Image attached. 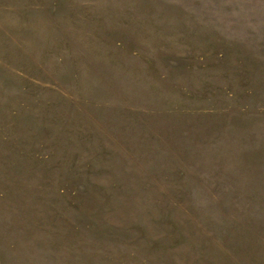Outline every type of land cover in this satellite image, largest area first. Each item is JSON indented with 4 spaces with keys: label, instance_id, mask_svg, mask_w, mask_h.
<instances>
[{
    "label": "rangeland",
    "instance_id": "obj_1",
    "mask_svg": "<svg viewBox=\"0 0 264 264\" xmlns=\"http://www.w3.org/2000/svg\"><path fill=\"white\" fill-rule=\"evenodd\" d=\"M0 264H264V0H0Z\"/></svg>",
    "mask_w": 264,
    "mask_h": 264
}]
</instances>
